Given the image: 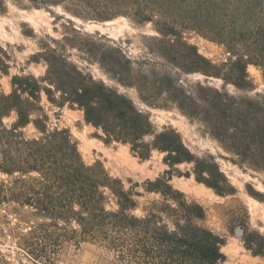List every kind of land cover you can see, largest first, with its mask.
<instances>
[{"label":"trees","instance_id":"1","mask_svg":"<svg viewBox=\"0 0 264 264\" xmlns=\"http://www.w3.org/2000/svg\"><path fill=\"white\" fill-rule=\"evenodd\" d=\"M26 1L50 12L61 7L82 20L123 16L140 25L151 23L159 35L157 52L167 62L184 73L219 78L221 88L197 84L189 92L167 72L152 71L153 79L139 73L133 77L131 61L121 49L79 48L118 84L135 86L146 106L161 108L151 99L166 94L182 115L216 141L225 159L264 173V94L233 96L224 90L228 83L242 91L254 90L249 65L258 67L264 79V0ZM185 31L223 45L233 58L227 64L213 63L188 43ZM50 40L54 46L40 42L31 57L44 63V74H14L10 90L0 91V173L10 179L8 185L0 181V205L11 203L12 213L29 224L24 244L30 258L50 262L47 247L85 242L116 252L128 264H225L224 239L205 225L203 205L170 183L169 172L189 163L198 183L220 196L233 194L216 158L195 155L171 126L157 130L148 112L84 73L60 50L59 40ZM8 60L0 47L1 73L8 74ZM43 96L57 108L81 110L85 123L101 132L97 137L105 144H128L140 160L149 159L153 151L162 153L169 170L145 181L141 192L135 191L137 184L125 188L101 162H84L69 129L49 128ZM143 195L147 198L140 202ZM243 229L244 247L264 258V233Z\"/></svg>","mask_w":264,"mask_h":264},{"label":"rangeland","instance_id":"2","mask_svg":"<svg viewBox=\"0 0 264 264\" xmlns=\"http://www.w3.org/2000/svg\"><path fill=\"white\" fill-rule=\"evenodd\" d=\"M2 7L0 47L9 57V69L8 74L0 72V91L10 90V77L14 74L42 76L44 63L34 62L31 57L39 50L40 42L54 46L50 39L59 40L60 50L70 61L94 80L102 81L130 97L138 108L150 114L157 130L171 126L180 133L186 146L195 155L209 154L216 158L221 171L235 189L233 194L220 196L198 183L189 163L176 165L169 171L172 175L170 183L188 198L203 205L206 210L205 225L224 239L221 252L226 257L225 264H264V258L251 255L243 245L242 236L236 232L237 228L243 227L248 231L264 233V201L254 196V193L259 194L264 199V173L240 168L225 159L222 155L226 154L216 141L204 133L200 124L182 115L166 94L151 99L153 103L162 105L161 108L146 106L135 86L118 84L103 71L96 60L90 59L86 50L79 47L95 45L101 50L107 47L119 48L131 61L133 77L139 73L153 79L152 71L160 74L167 72L189 92H194L197 84L219 89L221 79L206 77L200 72L184 73L167 62L157 52L158 42L155 38L159 35L151 23L140 25L123 16L102 22L82 20L64 12L61 7L52 8L53 12L32 8L26 0H2ZM87 34L89 37L86 38ZM183 36L188 43L196 46L199 54L215 64H227L233 58L226 47L196 32L185 31ZM227 52L231 56L227 57ZM247 71L255 85L254 90L242 91L230 83L224 86V90L233 96L264 94L261 70L249 65ZM41 104L49 116V128L69 129L84 162L87 165L101 162L112 177L123 182L125 188L137 184L134 189L141 192L145 181L162 176L169 170L162 160L163 154L158 151H153L149 159L140 160L131 153L128 144H105L97 137L101 132L85 123L81 110L57 108L49 104L45 96ZM8 121L10 119H6ZM0 181L8 185L10 179L0 173ZM146 198L143 195L138 200L143 202ZM11 209V203L0 205V264H128L126 260L118 258L116 252L85 242L79 245L64 242L56 248L47 247L46 253L52 257L51 261L42 260L37 263L30 258L29 248L24 244L29 224L14 215ZM135 214L140 215V211H135Z\"/></svg>","mask_w":264,"mask_h":264},{"label":"water","instance_id":"3","mask_svg":"<svg viewBox=\"0 0 264 264\" xmlns=\"http://www.w3.org/2000/svg\"><path fill=\"white\" fill-rule=\"evenodd\" d=\"M243 231H244L243 227L237 228L236 230L237 234H239L240 236H242Z\"/></svg>","mask_w":264,"mask_h":264},{"label":"built area","instance_id":"4","mask_svg":"<svg viewBox=\"0 0 264 264\" xmlns=\"http://www.w3.org/2000/svg\"><path fill=\"white\" fill-rule=\"evenodd\" d=\"M231 56L230 53L227 52V57Z\"/></svg>","mask_w":264,"mask_h":264}]
</instances>
